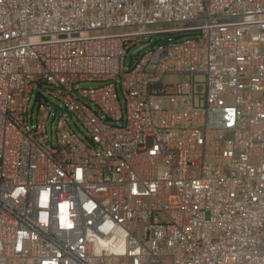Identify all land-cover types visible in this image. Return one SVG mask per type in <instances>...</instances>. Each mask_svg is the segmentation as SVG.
Masks as SVG:
<instances>
[{
    "label": "built area",
    "instance_id": "obj_1",
    "mask_svg": "<svg viewBox=\"0 0 264 264\" xmlns=\"http://www.w3.org/2000/svg\"><path fill=\"white\" fill-rule=\"evenodd\" d=\"M0 264H264V0H0Z\"/></svg>",
    "mask_w": 264,
    "mask_h": 264
},
{
    "label": "rangeland",
    "instance_id": "obj_2",
    "mask_svg": "<svg viewBox=\"0 0 264 264\" xmlns=\"http://www.w3.org/2000/svg\"><path fill=\"white\" fill-rule=\"evenodd\" d=\"M145 51H146V45H144V44H139L136 47L132 48L128 52V55H127L126 67L127 68L129 67L132 56L137 55L138 53H141L142 54ZM195 81L203 82L204 81V76L197 75L195 77ZM184 82H185V80L183 79V77L181 75L170 74V75L165 76V78L163 80V85L164 86H167V85H175V84H180V83H184ZM97 86H99V84L90 83V82L81 83L79 85L80 88H94V87H97ZM37 92H38V90L35 91V95H36ZM120 96H121V100L123 102L124 101L123 100V96L121 94H120ZM49 100H50V102H51L52 105L58 106V107L60 106V102L59 101H57V100H55L53 98H50V97H49ZM33 102H34V100H33ZM33 102H32V105H33ZM67 119L69 120L72 128L80 136H84L85 135L84 134V130L82 129V127L80 126V124L76 120H72L68 115H67ZM53 129L55 130V124L53 125Z\"/></svg>",
    "mask_w": 264,
    "mask_h": 264
}]
</instances>
